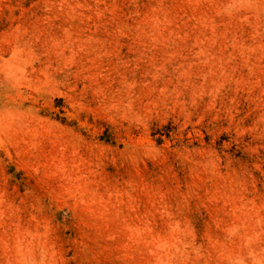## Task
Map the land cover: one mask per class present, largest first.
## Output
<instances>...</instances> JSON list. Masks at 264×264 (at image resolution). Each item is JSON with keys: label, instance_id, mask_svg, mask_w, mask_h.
I'll list each match as a JSON object with an SVG mask.
<instances>
[{"label": "rangeland", "instance_id": "374dc122", "mask_svg": "<svg viewBox=\"0 0 264 264\" xmlns=\"http://www.w3.org/2000/svg\"><path fill=\"white\" fill-rule=\"evenodd\" d=\"M0 264H264V0H0Z\"/></svg>", "mask_w": 264, "mask_h": 264}]
</instances>
